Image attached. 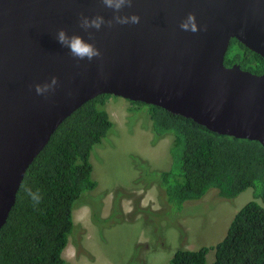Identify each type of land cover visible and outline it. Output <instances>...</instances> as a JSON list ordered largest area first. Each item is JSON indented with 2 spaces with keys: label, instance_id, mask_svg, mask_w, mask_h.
<instances>
[{
  "label": "water",
  "instance_id": "water-1",
  "mask_svg": "<svg viewBox=\"0 0 264 264\" xmlns=\"http://www.w3.org/2000/svg\"><path fill=\"white\" fill-rule=\"evenodd\" d=\"M189 12L199 31L180 28ZM83 13L113 15L101 0H0V228L24 173L61 122L107 93L153 104L218 134L264 145V72L224 64L231 38L264 58V0H133L138 24L102 26V56L77 60L56 40L79 34ZM58 78L48 98L35 84Z\"/></svg>",
  "mask_w": 264,
  "mask_h": 264
},
{
  "label": "trees",
  "instance_id": "trees-1",
  "mask_svg": "<svg viewBox=\"0 0 264 264\" xmlns=\"http://www.w3.org/2000/svg\"><path fill=\"white\" fill-rule=\"evenodd\" d=\"M234 63L256 74L264 72V58L231 38L224 64ZM110 96L98 94L66 117L27 167L0 228V264H65L62 251L74 228L73 209L81 195L97 184L91 178V151L113 126L104 109ZM130 102L146 106L149 129L156 137L153 142L164 136L172 138L173 161L167 170L153 169L148 161L133 156L145 161L138 164L136 182L150 173L147 187L151 181L156 183L165 202L177 210L185 201L201 198L211 187L216 190L210 198L219 201L260 184L256 195L264 202V145L218 134L157 105ZM23 185L40 191L39 205H33ZM211 248L215 251L211 264H264V207L248 201L216 245L179 248L162 264H205Z\"/></svg>",
  "mask_w": 264,
  "mask_h": 264
},
{
  "label": "rangeland",
  "instance_id": "rangeland-1",
  "mask_svg": "<svg viewBox=\"0 0 264 264\" xmlns=\"http://www.w3.org/2000/svg\"><path fill=\"white\" fill-rule=\"evenodd\" d=\"M104 109L113 126L91 151V178L97 184L73 209L74 228L62 252L65 264H162L179 248L216 245L248 201L264 207L256 184L219 201L210 198L216 190L211 187L201 198L173 208L156 183L147 187L150 173L136 182L138 164L145 161L133 158L139 156L153 169H169L172 138L153 142L146 106L112 95ZM214 253L208 250L205 264H211Z\"/></svg>",
  "mask_w": 264,
  "mask_h": 264
},
{
  "label": "clouds",
  "instance_id": "clouds-1",
  "mask_svg": "<svg viewBox=\"0 0 264 264\" xmlns=\"http://www.w3.org/2000/svg\"><path fill=\"white\" fill-rule=\"evenodd\" d=\"M101 3L104 7L112 10L113 15L110 19L106 20L105 17L99 13L92 17L86 16L83 13L80 14L79 24L80 27L88 33V40H85L83 36L76 33L69 35L64 28L58 29L56 33L55 38L57 42L62 47L67 48L70 55L78 61L84 59L91 61L94 58H100L102 56L100 49L97 48L94 43L89 42L95 38L94 32L89 31L90 29L99 31L101 27L105 25L111 28L114 25L138 24L140 22V16L136 13L130 15L121 14L125 7L130 8L132 6L133 0H101ZM180 28L184 31H191L193 33L199 31L200 28L196 22L195 13L189 12L187 17L181 21ZM58 83V78L52 76L48 82L35 84V92L37 95L44 96L45 99H47L48 94L55 91ZM22 187L25 194L31 199L33 205H39L42 200L40 191H33L31 187L26 185Z\"/></svg>",
  "mask_w": 264,
  "mask_h": 264
}]
</instances>
